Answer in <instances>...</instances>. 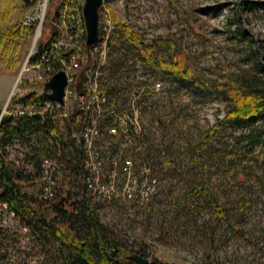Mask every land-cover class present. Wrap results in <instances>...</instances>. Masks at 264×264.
Returning a JSON list of instances; mask_svg holds the SVG:
<instances>
[{"label": "rangeland", "instance_id": "374dc122", "mask_svg": "<svg viewBox=\"0 0 264 264\" xmlns=\"http://www.w3.org/2000/svg\"><path fill=\"white\" fill-rule=\"evenodd\" d=\"M104 2L111 20L116 17L129 24L145 42L155 39L157 56L167 61L169 46L171 53L208 85L226 89L241 87L253 78L264 79V0ZM51 6L50 0L44 36L51 29ZM30 9L22 14L21 24ZM32 40L33 32L26 35L21 31L17 67L10 71L0 65V106L6 104ZM111 43L105 49L106 66L100 70L99 83L110 89L104 95L115 115L122 117L125 130L132 127L136 134H116L118 140L112 141L104 130L107 123L100 122L97 143L102 148L109 145L108 153L114 146L110 154L130 157L136 168L149 169L155 178L151 201L144 206L130 200L108 203L105 191L94 184L83 186L82 173L69 183L67 170L56 188H50L52 196L47 200L52 202L64 192L73 198L85 189L92 203L99 202L100 220L127 245H144L148 260L264 264L261 120L220 124L228 107L221 94L169 77L133 61L132 56L113 66L110 58L118 54ZM28 76V72L20 76L22 83L17 82L11 97L39 91L36 83L23 81ZM11 103L13 99L9 108ZM114 122L115 118L110 124ZM69 130V137L77 143L78 127L72 125ZM5 149L25 180L23 191L41 198L39 186L46 183L33 169L26 143L13 142ZM161 150L169 159L168 166L157 161ZM14 219L18 221L15 215ZM38 259V249L26 232L6 230L0 234V264H35Z\"/></svg>", "mask_w": 264, "mask_h": 264}, {"label": "trees", "instance_id": "16d2710c", "mask_svg": "<svg viewBox=\"0 0 264 264\" xmlns=\"http://www.w3.org/2000/svg\"><path fill=\"white\" fill-rule=\"evenodd\" d=\"M37 1L0 0V65H4L6 70L13 71L17 67L20 32L25 30L26 35L32 32V28L25 27L20 19ZM111 39V45L118 54L110 58L113 66L115 62L122 64L123 60L128 61L132 56L133 61L139 60L146 67H155L169 77L188 82L202 90L221 94L228 102V107L220 124L261 120V140L264 144V79L258 81L253 78L241 87L226 89L221 88L222 85H208L192 69L187 68L180 58L172 54L169 46L167 53L170 59L167 61L157 56L155 39L145 42L129 24L116 17ZM111 64L109 66L112 67ZM105 66L104 64L103 68ZM32 83L35 82L30 81V84ZM108 91L110 89L107 86L101 87V93L107 94ZM12 99L13 102L25 105L38 103L47 97L40 92L27 91L11 97L10 101ZM50 114L45 111L30 117H10L8 122L0 123V202L5 203L6 208L12 211L27 229V235L39 252V259L35 264H136L131 259L132 255L147 258L144 245H127L108 224L100 220L96 206L99 202L92 203L85 189L83 193H76L73 198H70L68 192H64L52 202H49L51 199L42 200L23 191L25 180L5 149L13 142L26 143L29 148L27 155L38 174L41 159L51 153H57L55 155L65 163V170L69 172V183L73 182L74 175L82 173V153L74 139L69 137L70 128L62 120L50 117ZM111 125L110 122L104 125V130ZM127 131V137L135 134L132 127ZM109 137L112 141L118 140L115 135ZM109 147L105 145L102 150L107 152ZM110 150H113L110 153H114V146ZM156 158L160 164L168 166L169 159L163 150L157 153ZM57 183L58 179L55 186ZM218 213L222 214L223 210ZM145 264L173 263L152 258Z\"/></svg>", "mask_w": 264, "mask_h": 264}, {"label": "built area", "instance_id": "2783aa9c", "mask_svg": "<svg viewBox=\"0 0 264 264\" xmlns=\"http://www.w3.org/2000/svg\"><path fill=\"white\" fill-rule=\"evenodd\" d=\"M51 1V29L44 36L43 28H39V40L36 45L29 46L28 53L12 86L10 98L17 82L22 83L20 76H24L27 72L29 76L23 81H34L39 85L38 93H41L42 80L50 79L56 73L51 72L52 62H59V71H62L65 76L63 96L61 102L55 101V105L51 106L49 116L62 120L69 128L72 125L78 127V142L75 144L82 153L80 165L83 186L94 184L100 190L105 191L108 203L130 200L134 204L144 206L150 201L155 191V178L148 173L149 169L136 168L130 157L105 154L96 139L99 123H109L113 118L116 123L109 126L106 132L110 135L120 134L124 137L128 133L122 125V117L115 115L106 95L101 93L99 83L100 70L103 69L106 60L105 42H112L111 34L114 30V20H110V8H104L101 0L97 9V40L89 49L90 66L85 71L81 92L77 94V76L85 61V55L72 58V50L78 48L82 41L80 29L85 27L82 16L84 0ZM49 4L50 0H43L40 7H32L27 12V19L24 21L27 23V28H37L36 18L44 19ZM54 7L62 8L60 18H53ZM72 8L81 10L79 26L70 25ZM8 101L3 108V114H8L10 117L38 115V109L46 106L45 99L38 103L25 105L13 102L10 108L8 107L10 101ZM55 154L51 153L40 161L39 174L50 175V183L39 186V196L45 200H47V192L50 188H56L51 187V179L53 177L63 178L66 172L65 163L61 162V158ZM6 230H20L27 233L23 225L14 219V213L6 208L5 203L0 202V234L2 235Z\"/></svg>", "mask_w": 264, "mask_h": 264}, {"label": "water", "instance_id": "95a60500", "mask_svg": "<svg viewBox=\"0 0 264 264\" xmlns=\"http://www.w3.org/2000/svg\"><path fill=\"white\" fill-rule=\"evenodd\" d=\"M101 4V0H84L82 6V16L85 25V62L81 67L76 82V92L79 94L82 88V82L85 79V71L88 69L90 64V47L96 42L98 35L97 20L98 13L97 9ZM65 85V76L62 71L54 73L49 80H47L42 86V93L52 101H62L63 89ZM3 106H0V123H5L10 120V116L3 114ZM131 259L136 264H145L148 259L140 255L134 254Z\"/></svg>", "mask_w": 264, "mask_h": 264}, {"label": "bare ground", "instance_id": "6f19581e", "mask_svg": "<svg viewBox=\"0 0 264 264\" xmlns=\"http://www.w3.org/2000/svg\"><path fill=\"white\" fill-rule=\"evenodd\" d=\"M105 0H102V5L105 8ZM43 2V1H42ZM42 2L40 4H38L37 7H40V5L42 4ZM62 15V8L61 7H54L53 8V18H60ZM27 19V15H25V17L23 18V22L22 24L27 27V23L24 22ZM80 19H81V10L79 8H72V11L70 12V25L71 26H79L80 25ZM111 20V18H110ZM43 23H44V19L43 18H36V27L37 28H32V32H33V40L31 45H36V43L39 40V28H43ZM80 36H81V42L78 45V48H74L72 50V58H80V54H85V36H86V32H85V27H82V29H80ZM108 43L110 42H105V49L108 47ZM91 48V47H90ZM59 71V62H52L51 64V72H58ZM49 79H44V83ZM42 83V86L43 84ZM46 106H42L41 108L38 109V114H43L45 111L51 113V106L55 105V101H52L50 99H46ZM42 179L45 181V183H50V175L49 174H42ZM61 177H53L51 179V187L55 186V182L57 179H59ZM91 187V184H88ZM52 192L51 189L47 192V196H51Z\"/></svg>", "mask_w": 264, "mask_h": 264}]
</instances>
